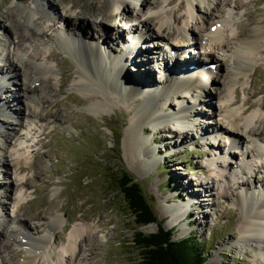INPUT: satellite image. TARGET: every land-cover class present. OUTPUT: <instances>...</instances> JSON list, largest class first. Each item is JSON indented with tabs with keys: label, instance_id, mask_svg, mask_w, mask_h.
Masks as SVG:
<instances>
[{
	"label": "rangeland",
	"instance_id": "obj_1",
	"mask_svg": "<svg viewBox=\"0 0 264 264\" xmlns=\"http://www.w3.org/2000/svg\"><path fill=\"white\" fill-rule=\"evenodd\" d=\"M39 1L0 0V29L5 28L7 24L14 27L11 32H8L7 38L10 41L16 43L17 39L13 41L11 37L14 38L15 32H20L25 28L21 19L23 8L17 6L16 3L34 8L35 2ZM60 1L70 9L69 12L62 11V6L57 4V0H46L45 5L49 11L54 10L61 17L70 14L74 18H86L78 22L81 26L77 23L82 32H88L87 26L97 27V23L92 22L102 17H105V23L110 25L119 22L118 13L105 14V0ZM126 1L134 14L126 13V19H121V22L133 21L134 16H141L143 12L135 2ZM197 4L202 8V4ZM231 5L230 9L237 18L236 23L264 26V0H239L234 3L235 7ZM172 6L175 8V15L183 12L179 6V0H175ZM36 14L38 19L35 24L37 26L46 25V17L42 10L37 11ZM50 23H53V20ZM105 27L110 28L111 26L105 24ZM112 27L111 29L114 30L121 28L116 23ZM152 29L155 30L154 26ZM211 29L213 30V27ZM108 35L111 34H105V36ZM112 37L115 38L114 35ZM151 37L146 41V46L158 42L155 36L151 35ZM5 43L7 44V41ZM42 43L38 41L35 44ZM196 50L190 49L189 52L192 54V51ZM43 52L55 65L57 74L54 83L46 82L48 86L44 83L38 91L46 97L42 111L55 118L47 117L45 122L33 119V128L31 127L32 130L25 137L30 140L31 146H25L27 141L21 146V150L25 149V154L28 155V159L25 160L27 165L22 166L19 172V175L26 180L23 188L18 187L17 182L15 184L12 182L15 177L13 171H19L16 166L10 167L9 171L5 168L1 169L2 198L0 200H4V207H0V241L7 244L0 249V264L4 257L6 262L10 259L9 264H17L18 261V257H14L18 248L13 242L14 238L10 236L6 239L3 231V228L9 226L15 216L11 202L16 196L23 204V208L19 211L18 224L22 223L21 226L29 228V231L37 235L43 233L38 222L43 215L57 211L62 217V226L55 229L56 247L53 250V256L64 248V240L68 235L65 228H71L73 224L84 222L92 223L96 230L87 242V248L90 249L92 246V250L86 251L87 259L83 263L143 264L140 249L133 241L136 237L135 232L142 231L145 234L155 232L157 224L136 225L132 214L128 211L123 193L116 188L112 180V177H116L117 173L122 170L130 173L138 182L158 221L162 222L166 228L174 229L173 239H179L188 234L201 244L209 255L205 264H256L247 245L238 243L240 234L237 227L243 212L234 200L236 195L245 189L248 179L252 182L251 190L255 198L259 199L261 192H264V155L256 159L249 152L246 159L250 169L242 167L243 142L216 132L215 121L220 118L218 116L220 111H217L219 103L215 101L216 96L212 98V96L204 95L205 100L196 105L193 104L194 110L200 113V117L197 118V125L191 131L188 130L186 141L181 142L177 133H169L168 130H176L171 124H164L156 130L145 126L141 135L147 138L146 147L151 150L147 158L152 162L148 166L140 162L131 165L125 156L123 144L124 131L131 114L130 106L120 103L103 107L105 109L103 113L91 111L90 103L102 101L99 96L101 91L103 92V84L99 85L100 89L87 93L77 89L73 86V80L77 79V67L73 58L59 51L51 42L47 44L46 51L39 53ZM181 54L182 52H175L174 56L176 59L181 58ZM222 54L220 53V57L217 55L214 59H207L206 63H200V65L215 63L222 58ZM22 62L27 67H32L27 60L23 59ZM257 62V69L251 71L252 74L246 82L242 83L241 80V83L236 85L238 105L242 106L244 99H248L249 104L253 103L248 112L258 106L264 109L263 54ZM155 64L159 67L161 63ZM168 65L170 68L173 67ZM132 68H134L132 63L127 65L126 73H133ZM150 68H154V65ZM228 68L229 61L222 66V70L218 69L221 80L218 88L221 82L226 81L225 72ZM158 71L152 70L154 78L159 75ZM12 73L8 72L9 75H14ZM20 75L22 72L15 73L16 85L3 84L4 89L10 90L12 95L14 94V97L18 99L21 95ZM144 84L154 87L153 84L156 82L146 80ZM241 85H243L242 91L240 90ZM207 87L212 88V85L207 84ZM8 90L4 92L0 90V103L8 101L7 113L12 111L13 114L9 116H16L19 119V116L21 118L26 111L23 110L24 103L21 105L18 99L14 101L13 97H9ZM208 91L213 93L212 89ZM173 102L174 100L171 101ZM166 106L164 111L169 113L174 111V107L166 108ZM3 120L15 122L13 118L3 117ZM200 126H207L208 133L212 136L201 134ZM17 128L15 127V132ZM214 135L216 138H212ZM3 142L0 141V146H6ZM0 159L2 160V155ZM226 159L233 167L230 168L229 163L226 165ZM214 160L216 164L211 163ZM211 182L214 183L213 189L208 187ZM187 201L188 212L185 216L174 224L169 223L170 216L165 213L163 206ZM19 239L21 238L18 237ZM63 264H72V261L67 260ZM258 264H264V262L260 261Z\"/></svg>",
	"mask_w": 264,
	"mask_h": 264
},
{
	"label": "bare ground",
	"instance_id": "obj_2",
	"mask_svg": "<svg viewBox=\"0 0 264 264\" xmlns=\"http://www.w3.org/2000/svg\"><path fill=\"white\" fill-rule=\"evenodd\" d=\"M131 1L135 2L143 12L140 13L141 16H134L132 19L139 20L137 28H130L136 21L130 24L128 35L137 33L131 37L133 46L130 47L126 43L129 37H124L127 24L121 22V19L127 16L126 13L134 14V12L126 0H105V14L118 13L119 22L115 23L117 26L119 24L121 30L111 29L115 23L112 25L105 23V17H102L98 21H91L93 24L97 23V27L87 26V34L77 25L86 18H74L70 14L61 17L54 10L47 9L46 0L35 2L34 8L16 3L23 8L21 19L25 26L24 30L14 33V38L11 37L13 41L17 39L16 43L7 38L8 32L14 28L12 25L7 24L5 28L0 29V90L3 92L8 90L4 89L3 84L16 85L15 73L22 72L19 99L8 90L9 97H13L14 101L18 99L21 105L24 103L23 110L26 111L21 118L19 116L20 121L16 116H9L13 114L12 111L7 113L8 101L0 103V137L2 138L0 141L4 140L3 143L6 144V146H0V155H2L0 174L1 169L5 168L9 171L10 167L16 166L19 171H13L15 177L12 182L14 184L17 182L18 187L23 188L26 185L24 184L26 180L19 175V172L22 166L27 165L25 160L28 159V155L25 154V147L21 150V146L26 141L25 146H31L30 140L25 137L33 128V119L45 122L47 117L53 116L42 111L46 97L38 91L44 83L51 84L56 81L55 65L45 52L39 53L46 51L47 44L50 42L54 43L59 51L73 58L77 67V79L73 80L74 87L87 93L100 89L99 85L103 84V92L101 91L99 96L102 101L90 103L91 111L103 113L105 110L103 107L120 103L130 106L131 114L123 138L125 156L129 164L134 165L140 162L148 166L152 162L147 158L151 153V150L146 147L147 138L141 135L145 126L156 130L164 124H171L176 130H168L169 133H177L181 142L186 141L188 130L191 131L197 125V118L200 117V113L194 110L193 104L196 105L205 100L204 95L212 96V98L216 96L215 101L219 103L217 111H220L218 113L220 118L215 121L216 132L243 142L242 167L250 169L246 159L249 152L256 159L264 155V109L258 106L248 112L253 105L248 103V99H244L242 106L238 105L239 97L236 88L241 80L242 83L246 82L252 74L251 71L257 69L258 58L264 55V26L236 23L237 18L230 9V5L235 7L234 3L239 0H179V6L183 10L180 15L174 14L175 8L172 4L175 0ZM197 3L202 4V8L198 7ZM57 4L62 6V11L69 12L70 9L62 1L57 0ZM41 10L47 24L37 26L36 13ZM52 20L53 23H50ZM105 24L111 27L106 28ZM123 24L126 25L124 28L121 26ZM153 26L155 30L152 29ZM106 33L111 35L105 36ZM150 33L158 39V42L156 44L152 42L153 44L146 46V41L152 38ZM123 39L126 42H123ZM38 41L43 43L35 44ZM190 49L197 50L192 51L191 54ZM175 52H182V57L176 59ZM219 52L223 53L222 58H217L212 68L200 67V63H206L207 59H214L217 55L220 57ZM173 58L175 59L172 60ZM23 59L29 61L32 67H27L22 62ZM180 59L182 60L179 61ZM227 61H229V68L226 74L224 73L226 81L221 82L222 88H218L221 81L218 69L222 70V66ZM131 63L134 66L132 68L134 72L128 74L126 67ZM155 63L161 64L158 67ZM168 64L173 67L170 68ZM153 65L154 68H150ZM190 65H193L195 69H188ZM154 69L160 70L155 78L152 74ZM8 72H13L14 75H9ZM146 80L156 84H153L154 87H149L148 84H144ZM207 84L212 85V88L207 87ZM208 89H212L213 93ZM27 90L30 91L27 92ZM240 90H243V85ZM186 99L192 101V104ZM172 100H174L173 103H171ZM165 106L166 108L174 107V111L172 113L164 111ZM3 117L13 118L16 123L4 121ZM15 127H18L16 132ZM200 128H202L201 134L212 136L208 133L207 126H200ZM214 137L215 135L212 138ZM225 162L230 166L227 159ZM211 163L216 164V160ZM213 184L211 182L208 187L213 189ZM251 184V180L248 179L245 189L236 195L234 202L243 212L237 227L240 234L238 243L247 245L254 256L253 261L258 264L260 261L264 262V192H261L259 199L255 198ZM1 196L0 192V199ZM9 199H11L10 196ZM11 203L15 216L10 221V225L3 228V231L6 239L13 236V242L18 247L14 255L18 257L17 264L41 262L63 264L67 260L72 261V264H85L83 262L87 259L86 251L92 250V246L90 249L87 248V242L96 230L92 223H76L71 228H65L68 235L64 240V248L53 256L52 253L56 247L55 229L62 226V217L57 211L43 215L38 221L43 233L37 235L29 231V228L21 226L22 223L18 224L19 211L23 208L20 198L14 197ZM3 204L4 200H0V207H4ZM163 207L165 213L170 216L169 223L174 224L188 212V201ZM18 237L22 241L18 240ZM5 244L0 241V249L4 248ZM4 259L5 257L2 264L11 262L10 259L7 262Z\"/></svg>",
	"mask_w": 264,
	"mask_h": 264
},
{
	"label": "trees",
	"instance_id": "obj_3",
	"mask_svg": "<svg viewBox=\"0 0 264 264\" xmlns=\"http://www.w3.org/2000/svg\"><path fill=\"white\" fill-rule=\"evenodd\" d=\"M116 188L119 189L126 200L128 211L132 214L137 226L156 223L157 231L145 234L135 232V245L140 249L143 264H205L209 258L208 253L192 235H185L173 239V228H166L158 221L156 214L146 200L138 184L125 170L112 177Z\"/></svg>",
	"mask_w": 264,
	"mask_h": 264
}]
</instances>
